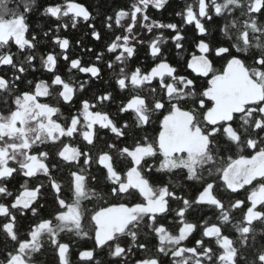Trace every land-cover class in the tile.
I'll return each mask as SVG.
<instances>
[{"label": "snow or ice", "instance_id": "snow-or-ice-1", "mask_svg": "<svg viewBox=\"0 0 264 264\" xmlns=\"http://www.w3.org/2000/svg\"><path fill=\"white\" fill-rule=\"evenodd\" d=\"M168 4L132 0L128 8L104 16V27L121 31L106 45L114 56L106 64L110 76L105 80L97 64L105 52L95 53V61L84 65L82 57L70 58L71 41L60 34L83 23L92 40L103 38L84 3L40 5L41 16L56 22L43 35L61 52L37 57L38 36L28 35V16L37 9V0H0V68L12 70L10 80L0 75V93L7 94V108L0 111V233L12 245L0 264H35L45 242L57 264H72L70 244L60 240L63 233L93 241L91 249L79 251L77 264H101L94 252L105 247L116 264H127L134 249L142 253L135 264H165V258L167 264H264V242L257 239L264 228H256L264 225V0H192L175 12L180 25L148 14L150 6L160 11ZM214 18L224 21L219 28L223 40L207 39L206 22ZM185 25L194 26L195 36L189 44L194 51L184 57L187 74H182L183 66L169 62L164 45L170 40L178 56L186 51ZM137 27L159 34L145 41ZM164 30L172 34L165 36ZM139 46H146L153 61L147 70L129 67ZM13 48L23 60H17ZM81 50L94 52L91 47ZM37 59L51 74L50 82L28 80L21 91L17 82H23L29 69L37 71ZM60 59L70 74L75 70L88 78L64 79L57 72ZM216 60L222 61L219 68ZM200 78L206 84H198ZM92 82L103 87L91 98H81ZM117 89L128 95L113 114L104 109L115 101ZM53 90L57 103L41 102ZM64 105L75 106V111L65 116ZM123 114L130 118L120 123ZM154 116L158 131L150 137L145 130ZM77 137L86 150L62 139ZM49 146L54 153L42 150ZM93 165L101 176L91 173ZM65 169L67 197L65 184L53 175ZM176 174L197 186L194 198L177 194L182 185L171 179ZM160 177H168L167 182ZM33 180L39 182L33 185ZM11 181L19 183L16 192L7 186ZM45 189L53 195V213L47 218L40 215ZM241 190L246 199L225 203L221 198ZM204 210L212 211L214 220L188 218ZM237 210L241 216L234 218ZM29 212L33 222L21 233L19 221ZM169 216L171 230L162 222ZM141 225L148 230L146 237L158 241L151 249L139 241ZM229 225L235 237L225 234ZM197 231L200 238L188 246L185 242ZM126 237L131 241L127 247Z\"/></svg>", "mask_w": 264, "mask_h": 264}, {"label": "trees", "instance_id": "trees-1", "mask_svg": "<svg viewBox=\"0 0 264 264\" xmlns=\"http://www.w3.org/2000/svg\"><path fill=\"white\" fill-rule=\"evenodd\" d=\"M56 2H62V0H37V9L34 10L29 16H28V23L30 25V33L29 35H31V33H35L37 34V36H40L41 38L38 39L37 42V48H36V54L39 55L40 53H45L47 51H51L53 49V44L50 43L48 41V39L45 37L43 33L45 31H48V29L50 27H53V25L56 23L54 18H49V17H45V16H41V12H42V7H40V5H44V4H49V3H56ZM85 2L88 4L89 10L92 11L93 15L96 16V19L94 21L97 29H99L102 33L103 39L99 40V41H94L90 38V35L87 34L89 32V30L86 28L85 29V34H83V37H80V30L78 26L76 29H72L71 31L73 32V34H76L75 39L72 40L74 48L76 50H79V48L82 46L84 48L87 47H91L94 52L93 53H86V59L87 60H91L93 58H95V53H97V51H101V52H105V56H107V52H106V45L107 43H110L112 38V32L109 31L106 27H104L102 21L104 16H106L107 14L112 13L116 7H124V8H128L132 2V0H85ZM192 0H181V1H177V0H169V4L166 5V9L165 10H160L156 12H152V18L153 19H161V14L166 13L167 17H174L173 14L175 12V8L179 7L181 5V9L183 10L186 3H191ZM97 13H99V15H97ZM260 19L262 21H264V17H260ZM222 19L218 18V21H220ZM97 22H99V25H97ZM86 27V26H85ZM209 30H213V32H217L219 31V26H218V22H214L212 21L209 27ZM136 32L139 33V36L141 39H144L145 41L150 40L151 38H153L156 34L152 35L151 38H148L146 29H140L139 27H137ZM84 33V32H83ZM63 34V29L61 30V33ZM118 34H121V31L119 30ZM153 34V32L151 33ZM184 35H185V41H184V45H185V50H186V46L188 44H190V42L192 41V35L193 32L191 30L190 27H188L187 25H185V31H184ZM220 35V34H219ZM77 40L81 41V46L80 45H76L75 42ZM85 40V42H84ZM217 39H215L214 41H216ZM102 42V47L97 48L96 46H98V44H100ZM108 61L111 60L110 58V54L108 53L107 56ZM143 59V62H146L147 65L149 66V64L151 63V57L146 55V46H139L138 47V55L136 57H134L131 61H129V67L132 69L134 67L137 66H142L143 62H140V60ZM105 60V59H104ZM105 62V61H104ZM184 65V64H182ZM144 68L146 69L147 66H144ZM105 76H103V79L107 80L109 79L110 76V71L108 70L107 72H104ZM182 74H185L184 72ZM103 85L100 82H92V87L90 88L91 90H88L89 94H92L94 92H97L100 88H102ZM128 95L127 92H119V90L117 89L116 92V99L114 102H112L111 104H109L104 110H107L108 112L111 113V105L113 103H115L116 107L117 104L120 102L122 97H126ZM0 98H4L3 95H0ZM130 116L129 114H123L120 117V123H123L124 120L129 119ZM147 134L151 137L153 136L157 131H158V125L155 124V122H153L150 126L146 127ZM144 133L141 132H137L136 135L140 136L143 135ZM121 146H123V142H121ZM149 163H153L152 160H149ZM64 172V171H63ZM159 175V174H157ZM59 177H56L58 180L62 181L65 184V196H69L70 194L67 193L66 188H67V182H65L64 177H63V173H59L58 174ZM163 181L165 177H160ZM168 178V177H166ZM173 181H177V178L172 177L171 178ZM255 184V182H254ZM181 187L176 189V192L178 195H183V196H190L196 193L195 189H194V184L192 182H181ZM8 188L10 191L14 192V184L9 183ZM197 187V186H196ZM195 191V192H194ZM221 198L225 201V203H227V201L229 199H232L234 201V199H246V192L244 190H241V192L238 195H234V196H227V195H221ZM41 204H44L45 207L44 209L41 211L40 215L44 216L45 218H47L49 216V214L53 213V195L51 193V191H49L48 189L44 190V198L40 200ZM173 207H175V204L173 205ZM241 216V212L240 211H234L233 212V217L234 218H239ZM197 217H199L200 219H204V218H208L211 217L214 220V213L212 211L209 210H204L200 213H195L193 215H190L188 218L194 222L199 223V220L197 219ZM172 219L171 216H169L167 219H165L164 221H162L163 223H165L166 226L169 227V229H172V224L169 223V221ZM0 220H3L2 217H0ZM33 222V218L31 216V213L29 212L27 214V217L25 218H21L19 223L21 225L20 231L21 233H24L30 226V224ZM256 228L259 230L261 228H264V225H260V224H256ZM148 230L141 225L140 227V236H139V241L142 243H147L148 247L151 249L156 243H158L157 240H155L154 238H150V237H146L144 235L145 232H147ZM225 234H230L231 236L235 237V232L233 230H231V225H229L227 228H225ZM200 238V231H197L194 236L192 238H190L189 241H186L185 243L188 246H192L194 244L195 239H199ZM257 239L261 242H264V235L262 236H258ZM60 240L62 242H67L70 244V258L72 259H78L79 258V251L86 249L87 247H89L90 245H88V240H79L76 239L75 237H73L71 234H67V233H63L60 236ZM75 241V242H73ZM130 238H124V244L123 246L127 247V245L130 243ZM11 242H8L6 244L5 242V238L4 235L2 233H0V260H3L5 258V249L7 248L8 250H11ZM134 256H129V258L131 259H138L141 258L142 253L138 250V249H134ZM94 256L95 259L100 260L101 264H116V262L109 257L108 254V250L107 248H103V249H96L94 252ZM128 258V259H129ZM35 264H57V257L52 249V247L45 242L44 247L42 249V252L37 254L35 256ZM165 264H167V258H165Z\"/></svg>", "mask_w": 264, "mask_h": 264}, {"label": "flooded vegetation", "instance_id": "flooded-vegetation-1", "mask_svg": "<svg viewBox=\"0 0 264 264\" xmlns=\"http://www.w3.org/2000/svg\"><path fill=\"white\" fill-rule=\"evenodd\" d=\"M177 1H181V0H177ZM78 2L84 3V4L88 7V4L85 2V0H78ZM56 3H63V0H62V2H56ZM88 8H89V7H88ZM117 8H118V7H116L115 9H117ZM177 11H182V9H181V5H180L179 7H176V8H175V12H177ZM152 12H156V10L153 9V8H151V6H150V7H149V10H148V14H149L151 17H152V14H151ZM175 12H174V14H173L174 17H172V16L167 17L166 13H163V14H161V19H159V20H161L162 22H165V23H167V22H175V23H177L178 25H180V24L182 23V20H181L180 17L175 16ZM213 21H214V22H218V26H219V28H220V26H221V25L223 24V22H224V21H217L216 19H214ZM206 24H207V26H208V28H209L211 23L206 22ZM97 25H99V22H97ZM78 26H80V27H79V30H80V32H81L80 37H81V36L83 37V34H85V29H86V27H85V25H84L83 23H81V24L78 25ZM187 26L190 27L191 30H192V32H193V35H192V41H193V38H194V36H195V33H194V31H193V27H194V26H189V25H187ZM71 30H72L71 27H69V29H68L67 31L63 30V34H61L62 36H66V37H68V38L70 39V41H71L70 48H69V50H68V55L70 56V58H81V57H82V63H83L84 65H87V64H89V63L95 61V58H93V59H91V60H87V59H86V57H85V56H86V53H85L84 51L81 50V49H82V46H81V45H80L81 47L79 48V50H76V49L74 48V45H73L72 40L75 39L76 34H73V32H72ZM98 30H99V29H98ZM83 32H84V33H83ZM118 32H119V30H117L115 33L112 32V38H113V39H114V36H115L116 34H118ZM146 32H147V30H146ZM156 33L159 34V31H158V30H154V31H153V34L147 32L148 38H151L152 35H154V34H156ZM171 34H172V33L170 32V30H164V35H165V36H169V35H171ZM28 35H29V34H28ZM102 37H103V36H102ZM39 38H41V37L38 36V39H39ZM44 38H45V37H44ZM46 38L48 39V41H49L50 43L53 44V42H52V40H51V37H46ZM207 38L210 39V40H213V41H214L215 39H217L216 41H218V40H223V39H224L222 36H220V35H218V34L209 35ZM102 39H103V38H102ZM192 41H191V42H192ZM84 42H85V40H84ZM191 42H190V43H191ZM224 42H225V44L228 43L226 40H225ZM75 44H76V42H75ZM76 45H77V44H76ZM102 46H103V45H102V42H101V43L98 44V46H96V47H97V48H100V47H102ZM12 51H13V52H17V49H16V48H13ZM51 51H54L55 53H60V52H61V50L58 48V46H55L54 44H53V49H52ZM192 51H194V48H193V47H189V44H188V45L186 46V51L182 52L181 55L178 56V55H177V50L175 49V46L171 43L170 40L168 41V43H167L166 45H164V52H165V54L167 55V57H168V59H169V62H170L171 64H173L174 66H177V67L183 66V68H182V73L184 72L185 74H187V70H186V60L184 59V57L187 56V55H189ZM47 52H50V51H47ZM47 52H45V53H47ZM100 52H101V51H99V50L97 51V53H100ZM40 54H43V53H40ZM40 54H39V55H40ZM39 55H37V57H38ZM106 55L108 56V53H107ZM107 56L104 55V57H103V61H102V62H97L98 66H100L102 69H104V71H103V73H102L103 76H105L104 72H107V71H108V69L106 68V64H107V62H108ZM113 56H114V54H110V58H111V59H113ZM23 58H24L23 54H20V53L17 52V60H18V61H19V60H23ZM104 59H105V60H104ZM104 61H105V62H104ZM140 62H143V59H141ZM34 63H35V65H36L37 71L33 72L31 69H29V72L33 73V76H32V77H29V76L25 75L23 82H17V85H18V87H19V89H20L21 91H22V90H26V89L28 88V84H27V81H28V80H34V81H35V80H39V79H44V80L50 82L51 74H49L46 70H44V69H42V68L40 67L39 59H37L36 61H34ZM152 63H153V61H151V63H150L149 66H148L146 62H143V64H142L141 67H142L143 69H145L144 66H147V68L145 69V70H147L148 68H150V67L152 66ZM182 64H184V65H182ZM221 64H222V61H220V60H216V61H215V66H216L217 68H219V67L221 66ZM134 68H135V67H134ZM134 68H132V69H134ZM57 72H58L59 74H61L62 77H63L64 79H66V80L68 79L69 75L74 76V77H75L77 80H79V81H82V80L88 78L87 74H78L75 70H73V72L70 74V73L68 72V64H67V62L63 61L62 59H60V60L58 61ZM0 75H5V77H6L7 79L10 80V79H11V76H12V70H11L10 68H0ZM197 83H198V84H206V81H205L203 78H200V79L197 81ZM91 87H92V83L90 84V86H87V90H86L85 92H83V95H82L81 98H91V97L93 96L92 94H89V93H88V90H91V89H90ZM53 91H54V90H53ZM0 95H3V96H4L3 99L0 98V111H5L6 108H7V105L5 104V99H6V97H7V94H5V93H0ZM41 102H48V103H51V104H54V105H55V104L57 103L56 98H55V91H54V94H53V96H52L51 98H41ZM74 111H75V106H68V105H64V106H62V112L64 113L65 116L70 115V113H71V112H74ZM106 111H107V110H106ZM116 112H117V107H116L115 103H113V104L111 105V113L115 114ZM153 122H155V124L158 125V117H155V116H154V117H153ZM101 135H109L111 139H114V137H111V134H107V133L102 132ZM62 139H64L65 142L72 143V144H74V146H78V147H80L81 149L86 150V149H85V144L79 142V140H80L79 137H77L76 140H71L70 138H62ZM99 143H101V142L98 141V146H99ZM42 150H48V151L54 153V149L51 148L50 146H49L48 148H46V149H42ZM248 153H250V150H246V154H248ZM94 154H95V149H93V155H94ZM51 162H53V163L56 162L54 155H53V158H52V161H51ZM90 171H91V173H92L93 175H96V176H98V177L101 176V173L97 170V166H96V165H93V166L91 167ZM58 174H59V172H56V171L53 172V175H55L56 177H59ZM63 177H64L65 182H68V171H67V169L64 170V172H63ZM172 177L177 178L176 180H177V181H180V182H188V181H185L184 178H183L181 175H179V174L173 175ZM172 177H171V178H172ZM40 179H44V178H43V177H40ZM167 179H168V178L165 177V178H164V182H167ZM22 182H23V181L21 180L20 183H22ZM37 182H39V181H38V180H33V181H31V183H32L33 185H34L35 183H37ZM10 183L14 184V192H16L17 189L19 188V183H17V181H11ZM192 183H193V182H192ZM193 184H194V183H193ZM194 189H195V191H196V185H195V184H194ZM195 191H194V192H195ZM195 194H196V193H195ZM195 194L190 195V196H187V197L185 196V197L191 199V198H194ZM126 199H131V198H126ZM132 202H135V201H132ZM89 206H91V205H89ZM175 206H176V205H175ZM85 240H87V239H85ZM88 245H90V246L87 247L86 249H91V248L93 247V241L88 240ZM105 248H107V247H105ZM84 250H85V249H84ZM107 250H108V248H107ZM70 260H71L72 264H77L79 258H78V259H72V258H70ZM135 260H136V259H131V258H129L128 261H127V264H135Z\"/></svg>", "mask_w": 264, "mask_h": 264}, {"label": "bare ground", "instance_id": "bare-ground-1", "mask_svg": "<svg viewBox=\"0 0 264 264\" xmlns=\"http://www.w3.org/2000/svg\"><path fill=\"white\" fill-rule=\"evenodd\" d=\"M214 19H216L217 21H218V18H214ZM220 21H223V20H220ZM209 32H210V35H214V34H220V36H221V33H220V31H218V33L216 32H213V30H209ZM208 39V38H207ZM25 75H27V76H29V77H32L33 76V73H31V72H27Z\"/></svg>", "mask_w": 264, "mask_h": 264}]
</instances>
